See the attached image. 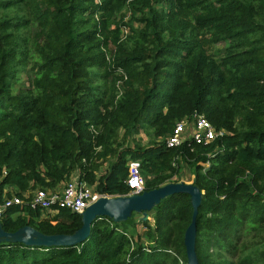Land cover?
<instances>
[{
  "label": "trees",
  "instance_id": "16d2710c",
  "mask_svg": "<svg viewBox=\"0 0 264 264\" xmlns=\"http://www.w3.org/2000/svg\"><path fill=\"white\" fill-rule=\"evenodd\" d=\"M23 6L31 17L9 13ZM123 25L130 33L122 37ZM214 43H222L218 56ZM28 65L29 86L14 90ZM194 112L225 133L166 147L174 124ZM141 123L153 131L148 146L113 147L119 128L127 135ZM129 160L140 162L143 190L178 181L183 162L190 167L203 192L199 264H264V240L241 258L233 245L241 231L264 227V0H0V189L23 198L77 172L101 194H127ZM152 211L153 224L141 221L144 242L133 239V214L100 216L77 245L2 240L0 264H187L189 195L166 196ZM0 223L8 232L30 225L72 234L81 217L61 208L41 218L17 205ZM213 243L227 255H213Z\"/></svg>",
  "mask_w": 264,
  "mask_h": 264
},
{
  "label": "water",
  "instance_id": "95a60500",
  "mask_svg": "<svg viewBox=\"0 0 264 264\" xmlns=\"http://www.w3.org/2000/svg\"><path fill=\"white\" fill-rule=\"evenodd\" d=\"M175 193L189 195L192 213L189 224L184 230L183 244L187 264H199L195 242L197 234V213L202 200L203 192L196 184L182 181L169 182L151 190L141 193L121 194L116 196H101L80 213L81 226L72 234H44L30 225H24L13 232L5 231L0 223V242H21L30 246H72L82 243L90 234L91 225L100 216H107L114 222L127 220L133 213L141 215L139 219L144 222L149 212L166 196Z\"/></svg>",
  "mask_w": 264,
  "mask_h": 264
},
{
  "label": "built area",
  "instance_id": "2783aa9c",
  "mask_svg": "<svg viewBox=\"0 0 264 264\" xmlns=\"http://www.w3.org/2000/svg\"><path fill=\"white\" fill-rule=\"evenodd\" d=\"M224 133V130H216L204 115L194 112L190 117H184L174 124L164 143L168 148L177 147L187 140L197 144H207ZM126 184L130 188L127 194L143 191L144 179L141 176L139 161L127 162ZM9 190V188L0 189V219L5 210L17 205L38 209L41 218L51 217L61 208L80 214L99 197L109 196L101 194L77 175H73L61 188L53 190L36 188L26 193L23 198L13 193L8 195Z\"/></svg>",
  "mask_w": 264,
  "mask_h": 264
},
{
  "label": "rangeland",
  "instance_id": "374dc122",
  "mask_svg": "<svg viewBox=\"0 0 264 264\" xmlns=\"http://www.w3.org/2000/svg\"><path fill=\"white\" fill-rule=\"evenodd\" d=\"M120 12H122L121 13V20H124V21L127 20V16L129 15V11L125 8L124 9L121 8L119 13ZM9 13H11V14L18 13L20 15H26L28 17H31L30 6H23L21 8L12 9L9 11ZM118 16H119V14L117 15L116 19L118 18ZM141 26H142V24H140L139 22L133 23V27H135V28H140ZM29 31L32 32V34L35 31V26H34V24H32V22L30 23ZM127 33H130V29L124 25L121 26L122 37L125 36ZM196 33L200 34V37H205V42H203V43H212L208 39L209 35L206 34V32L196 31ZM208 47L210 48L211 52H213L216 56H218L219 52H220V48L222 47V43H218V44L214 43L212 46L208 45ZM113 49H114V46L110 45L109 50L113 51ZM29 66L30 65H28L24 71H22L18 74L14 90L22 91V90H24L25 87L29 86V84H30L29 77H28ZM107 80H108V78L103 79V81H102L104 83V86H103L104 89L108 88V85L106 83ZM119 83H121V82L118 81L117 84L119 85ZM152 133H153L152 129L143 123H141V125H139L136 129H132V131L127 135H125L124 130L119 128L116 131L113 147L116 148V150H119V149L127 147V146H130V147H133L136 145H139L142 147L148 146L150 144V140L152 138ZM160 140L161 139L159 138L158 141H160ZM108 159L113 160L112 157H110ZM107 163L108 162L102 163L101 168L98 171L99 173L104 172V169H105ZM204 165H206V164H204ZM73 175H77V172L73 173ZM149 177H151V176H149ZM175 180L182 181L185 183H192L193 182V174L191 172V169L184 162L182 163L180 172L176 176ZM178 181H176V182H178ZM148 214H149V217H148L147 221H148V223L153 224V219H152L153 211H150ZM139 217H141L140 214L133 213L131 220L135 223H133V226L131 227V229H132V233H134L133 239L140 238V239H142V242H144L146 239L145 228L142 226V222L139 219ZM128 234H130V232H128ZM216 238H220V235H218ZM236 239L238 240V242L234 243L233 245H235L237 247L238 258H241L243 255H245L246 253H249L251 251V248H253V246L255 244L254 242L256 240H260V241L264 240V227H261L260 231L251 229L249 233H244L241 231V233L239 234L238 237H236ZM210 246H211L210 248L213 251L212 252L213 255H215L216 253L219 256H223V257L227 255V253L221 251L215 245V243H213Z\"/></svg>",
  "mask_w": 264,
  "mask_h": 264
},
{
  "label": "crops",
  "instance_id": "0c3cea01",
  "mask_svg": "<svg viewBox=\"0 0 264 264\" xmlns=\"http://www.w3.org/2000/svg\"><path fill=\"white\" fill-rule=\"evenodd\" d=\"M62 186V185H61ZM61 186L59 188H61Z\"/></svg>",
  "mask_w": 264,
  "mask_h": 264
}]
</instances>
